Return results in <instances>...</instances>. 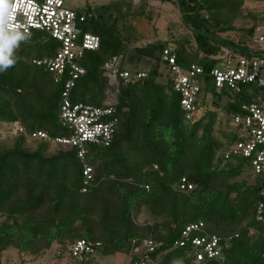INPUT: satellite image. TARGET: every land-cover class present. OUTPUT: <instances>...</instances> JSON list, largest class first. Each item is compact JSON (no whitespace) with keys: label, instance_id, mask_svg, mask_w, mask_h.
Masks as SVG:
<instances>
[{"label":"trees","instance_id":"trees-1","mask_svg":"<svg viewBox=\"0 0 264 264\" xmlns=\"http://www.w3.org/2000/svg\"><path fill=\"white\" fill-rule=\"evenodd\" d=\"M174 1L183 23L191 27V37L145 45L135 44L139 41L127 22L131 14L138 15L133 0L82 10L91 12L83 27L99 36L100 46L86 51L82 59L87 72L73 91L74 102L102 104L109 85L105 65L114 56H121L122 69L147 73L119 86L113 142L87 145L86 161L93 172L86 192L84 164L75 147L29 137L35 130L52 138L70 136L60 123L63 85L33 63L54 55L61 43L36 29L15 49V65L0 72V122L19 121L27 133H11L10 143L0 142V253L15 247L38 254L59 241L87 239L100 242L96 251L110 255L128 253L132 240L144 237L162 241L156 251L160 253L180 238L186 225L202 221L208 233H239L223 260L206 264H264V219H256L258 203H264V171L254 173L239 158L224 166L216 160L218 151L238 138L230 129L231 119L244 104L262 102L264 88L248 84L240 93L217 91L210 76L214 57L226 50L250 49L249 43L222 34L237 29L234 21L253 0ZM247 15L253 25L240 31L253 38L264 15ZM169 46L183 66L200 63L205 68L207 109L194 122L185 119L180 95L162 71V65L167 68L162 54ZM225 96L228 126L218 137L215 129ZM30 141L38 143L33 146ZM52 145L59 146L53 153ZM183 178L192 189H180ZM143 208L157 219L139 223ZM183 256L181 249L171 250L162 264Z\"/></svg>","mask_w":264,"mask_h":264},{"label":"built area","instance_id":"built-area-1","mask_svg":"<svg viewBox=\"0 0 264 264\" xmlns=\"http://www.w3.org/2000/svg\"><path fill=\"white\" fill-rule=\"evenodd\" d=\"M141 0H133L138 4ZM16 9L9 24L26 37L36 29L47 32L60 41L58 51L49 57L36 58L33 63L52 73L54 82L62 84V103L60 123L70 131V136L52 138L46 131L35 130L29 134L32 140L52 141L60 145L75 147L78 157L84 164V186L92 179L93 168L87 163V145L108 146L113 142L118 127L117 106L121 83L135 82L146 77L145 71L122 69L121 56H114L105 65V76L109 85L101 105L73 101V91L87 70L82 64L86 51L96 50L100 46L98 35L86 31L83 27L91 12L81 11L65 5L64 0H15ZM263 7L258 13L264 15V0H258ZM254 45L247 53L226 50L216 58V64L210 71L212 83L217 89L240 93L244 85L255 84L264 88V19L258 21L253 36ZM22 42L19 43V45ZM162 62L167 66L168 76L173 89L180 95V107L185 119L194 122L203 116L207 103L203 102L205 68L200 63L183 66L178 61L173 46L164 49ZM228 99V96H225ZM209 103V102H208ZM12 124V134H26L19 121ZM233 135L238 138L227 142L217 153L216 160L224 166L230 161L243 159L254 173L264 171V99L262 102L244 104L242 111L233 116L230 123ZM157 168V166H155ZM193 184L186 178L180 183V189H192ZM264 203H258L256 219L263 220ZM239 233L220 236L208 233L205 224L197 221L186 225L181 236L171 246L156 253L164 243L152 237L133 239L129 264H162L163 257L171 250L181 249L182 259L188 264H206L215 259L223 260L231 249ZM100 242L77 239L67 246L56 244L38 258H22L14 264H85L96 252ZM51 255L48 256V253ZM1 264V261H0Z\"/></svg>","mask_w":264,"mask_h":264},{"label":"rangeland","instance_id":"rangeland-1","mask_svg":"<svg viewBox=\"0 0 264 264\" xmlns=\"http://www.w3.org/2000/svg\"><path fill=\"white\" fill-rule=\"evenodd\" d=\"M116 0H64L65 5L77 9L85 10L89 7H95L96 5L107 4ZM141 5V4H140ZM263 5L256 0L247 1L242 15L234 21L236 30L229 31L227 34H222L223 36L228 35L231 38L236 40H243L245 43H249L251 46L254 45L253 38L250 37L246 32L240 31L241 28H249L253 25V20L250 15H247L248 12L260 11ZM138 15H133L128 18L127 22L132 24V33L133 36L139 41L135 43L136 45H145L149 42L157 40H169L175 38H180L183 36H190L191 27L186 26L182 21V13L179 10L176 2L174 0H146L142 6L139 7L135 5L133 8ZM145 68L149 66L144 65ZM162 71L164 76L168 74L167 68L162 65ZM227 98H224L221 107L219 108V115L217 119L215 134L218 137H221L222 131L227 129V117L228 113L226 108H224ZM12 124L0 122V142L1 143H10L12 140ZM31 145H36L34 142L30 141ZM59 146L52 145L50 152L53 153L55 149ZM249 180L253 182V178L249 177ZM157 218L151 215L146 208L142 209V212L139 214L137 220L139 223H151L154 222ZM73 240L67 239L65 241H59L54 243L52 248L56 244H60L62 247L67 246ZM50 248V249H52ZM6 252L3 254L5 264H14L16 260L21 259V257L34 258L35 256L43 255L46 252L40 251L38 254L31 253L30 251H25L21 253L15 247H9ZM51 255V252L48 253V256ZM2 254L0 253V259ZM130 255L126 252H117L115 254L104 255L101 251H96L88 264H129ZM173 264H188L185 259H176Z\"/></svg>","mask_w":264,"mask_h":264},{"label":"clouds","instance_id":"clouds-1","mask_svg":"<svg viewBox=\"0 0 264 264\" xmlns=\"http://www.w3.org/2000/svg\"><path fill=\"white\" fill-rule=\"evenodd\" d=\"M15 0H0V72L16 63L15 49L27 37L9 24L16 9Z\"/></svg>","mask_w":264,"mask_h":264},{"label":"crops","instance_id":"crops-1","mask_svg":"<svg viewBox=\"0 0 264 264\" xmlns=\"http://www.w3.org/2000/svg\"><path fill=\"white\" fill-rule=\"evenodd\" d=\"M6 251H3V252H1V254H2V259L1 260H3L4 259V256H3V254L5 253ZM23 258H26V257H23ZM21 259H22V257H21ZM20 260V259H19ZM18 260H16L15 262H17ZM15 262H13V263H15ZM2 263L3 264H5V261H2Z\"/></svg>","mask_w":264,"mask_h":264}]
</instances>
